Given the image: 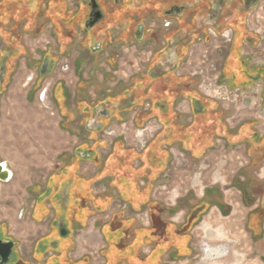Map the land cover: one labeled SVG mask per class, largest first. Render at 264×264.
Segmentation results:
<instances>
[{"label": "rangeland", "instance_id": "obj_1", "mask_svg": "<svg viewBox=\"0 0 264 264\" xmlns=\"http://www.w3.org/2000/svg\"><path fill=\"white\" fill-rule=\"evenodd\" d=\"M19 1L30 5L28 11L33 10V0ZM58 1L39 0V9L45 4L43 23L41 19L31 24L24 34L27 50L16 58V70L4 87V68L0 70V160L9 159L14 170V176L0 188V228L4 231L0 236L23 244L21 248L16 245L18 264H264V211L252 209L264 195V137L258 132L264 115L252 126L258 132L253 145L247 139L228 142L215 137L212 147L194 155L179 143L169 144L166 155L158 152L157 157L162 156L156 162L159 171L150 178L154 184L148 190L154 203L147 206L143 202L142 208L134 209L119 196L114 177L100 172L116 141L143 151L163 128L156 117H139L137 122L135 114L130 118L140 107L123 109L117 104L121 97L117 86L123 81L119 77L125 80L127 76L124 84H128L133 70L142 63L139 59L147 57L153 43L135 56L117 51L111 62L107 56H90L75 40H66L64 33L53 28L51 7ZM62 2L67 7L74 5V0ZM208 40L193 41L179 66L189 58L188 74L196 76V87L221 102L214 97V85L211 94H205L200 87L202 75L191 73L204 67L205 81L217 75V85L224 86L219 82L214 49L204 47L213 44L214 40ZM0 59L5 65L6 60ZM45 60L49 64L41 73ZM211 66L216 72L208 70ZM59 87L64 95L61 104L55 98ZM242 97L237 92L227 101L239 103ZM186 100H180L175 109L190 121L191 106L188 111L182 105ZM52 108L55 121L47 119ZM103 110L110 115L102 118L99 113ZM235 114L231 123L228 110L224 116L231 128L252 120L240 110ZM139 130L143 135H137ZM82 163L94 167L92 176L79 172ZM144 177L148 178L147 173L139 178L140 183ZM85 179H91L90 192ZM119 180H123L121 175ZM87 192L96 196L108 192L112 198L105 209L78 216L84 206L93 209ZM54 207L59 213L54 214ZM109 207L114 210L111 214L95 217L105 242L97 249L98 238L94 232H85L86 225ZM205 224L219 228L229 241L215 243L204 238ZM61 226L70 231L67 239L60 236ZM43 230L50 234L41 237ZM73 237H78L79 250H83L77 262L67 256L73 249ZM205 241L212 247L228 242L229 253L235 250L236 256L228 253L204 260Z\"/></svg>", "mask_w": 264, "mask_h": 264}, {"label": "flooded vegetation", "instance_id": "obj_2", "mask_svg": "<svg viewBox=\"0 0 264 264\" xmlns=\"http://www.w3.org/2000/svg\"><path fill=\"white\" fill-rule=\"evenodd\" d=\"M33 1L34 4H31L33 10L28 11L30 5L27 3L24 6L23 1L0 0L2 60H10L15 64L16 58H20L27 50L22 38L28 32L30 25L41 19L43 23L45 4L39 9L37 6L39 0ZM253 1L74 0V5L67 7L61 0L51 7L54 10L52 25L53 28H58L61 34L66 35V40H75L81 50L88 52V55L107 56L110 57V62L117 51L120 54L128 53L135 56L136 53L141 52V49L153 43L154 47L147 57L139 59L142 63L133 70L132 76L137 74V70L147 69L155 74L170 70L177 72L180 61L185 57L193 41L208 40L212 33L218 35L224 28H230L234 33V29L261 0H256L255 3ZM4 19L7 22H3ZM77 43L75 45L78 46ZM3 68L5 72L6 65H3ZM119 78L123 80L119 82L124 84L126 80L122 76ZM27 80L29 81L30 78ZM124 100L120 97L117 104L122 105ZM188 103L190 106L189 101ZM99 114L105 118L110 112L103 110ZM53 210L54 214L60 211L57 207ZM78 214L84 213L79 211ZM59 230L60 236L66 239L70 236L67 227L61 226ZM50 243L55 244L53 241ZM18 259L14 243L8 259L1 263L0 257V264H18Z\"/></svg>", "mask_w": 264, "mask_h": 264}, {"label": "trees", "instance_id": "obj_3", "mask_svg": "<svg viewBox=\"0 0 264 264\" xmlns=\"http://www.w3.org/2000/svg\"><path fill=\"white\" fill-rule=\"evenodd\" d=\"M5 65L7 69L3 75V87L9 82L10 76L15 70L14 62L11 63L7 60ZM197 82L196 76L177 74L176 70L159 74L151 73L148 70L132 76L128 84L117 86L118 97L121 96L125 99L122 104L123 109L133 110L140 107L136 109V122L139 117H156L163 124L162 130L143 151H137L116 141L103 161L100 174L114 177L113 185L118 189L119 196L122 200L131 202L134 209L142 208L143 202L147 206L154 203V200L149 196V190L154 184L150 178L152 174L156 175L159 171L156 162H159L161 157L167 154L166 149L169 144L179 143L194 155H200L207 148L212 147V140L215 137L226 138L228 142L247 139L249 145H253L258 137L257 130L252 127L255 120H245L236 127H229L224 119L226 110L219 101L202 94L196 87ZM55 98L59 100L60 104L64 100L61 87L56 90ZM182 99H187L190 102V121H186L183 114L175 109V105ZM158 152L162 154L161 157H157ZM73 160L75 159L73 158ZM145 173L148 178L144 177V182L140 183L139 178ZM120 175L123 180H119ZM90 183L91 179H87L88 192H90ZM76 186L75 183L74 187L76 188ZM87 196L93 209L84 206L83 209L81 208L84 210L82 211L84 214H78V216L85 217L94 210L105 209L112 198L108 192L100 196L88 193Z\"/></svg>", "mask_w": 264, "mask_h": 264}, {"label": "crops", "instance_id": "obj_4", "mask_svg": "<svg viewBox=\"0 0 264 264\" xmlns=\"http://www.w3.org/2000/svg\"><path fill=\"white\" fill-rule=\"evenodd\" d=\"M210 39L214 40L213 44L209 45L206 43V46L204 47L214 49V57L219 61V82L224 84V86H226L229 90L238 91L243 95L242 100L239 103L220 100L221 102L219 103L222 104V107L229 111L228 122L231 123V120L236 117L235 112L238 110H240L241 114L250 115L249 117H251L252 120L259 121V117L264 115V0L258 2L248 12L245 20L234 29V33L232 29L224 28V30L218 35L212 33ZM208 41L209 40H206V42ZM188 59L189 58H187L185 62L178 67L176 72L177 74L189 73L190 68ZM21 62L22 61H20V63ZM1 68H3V65L0 64V70ZM0 73H2V71H0ZM23 79H25V77L21 78V80ZM127 79L128 77L126 76L125 80ZM185 104L187 107H184L183 109L187 108L189 111V103L187 100L182 102L183 106ZM47 116L48 120H56L53 108ZM130 116V118H133L134 113ZM262 119L264 120V118ZM138 132L139 133L137 135H143V132L140 130ZM258 132L260 136L264 137V121L262 122V120L260 122ZM104 148L106 149L105 153H107L109 150V144H107ZM58 152L60 153V150ZM99 152L101 153L102 150L99 149ZM1 161L2 160H0V162ZM4 162L6 168L10 169V175L13 177L14 170L12 168V164H10V160L5 159ZM93 168L94 167L92 165L89 166L88 163H82L79 172L92 176L94 174ZM1 186L2 182L0 181V188ZM256 207L259 211H264V195L260 197L259 204L255 205L252 209ZM113 211V208L109 207L108 210L104 212L96 213L94 215V219H92L94 221H92L90 225H86L87 228L85 232H94L98 238L96 243L97 245H94V248L99 249L105 246L101 228H98L95 225V217L104 216V213L111 214ZM44 232L45 230L41 232V237L45 235L48 236L50 234L49 231L43 234ZM2 234H4V231L0 228V235ZM9 234H12V232H9ZM0 239H2L1 236ZM77 239L78 237L76 239L73 237V249L67 255L68 258L73 259L76 262L81 259L83 254V250H79L80 247L77 244ZM2 240L8 241L9 239ZM16 245L21 248L23 244H18L17 242L15 243V246ZM36 246L40 247V244L38 243ZM16 250L18 257H20L17 247ZM89 264H92V262H89Z\"/></svg>", "mask_w": 264, "mask_h": 264}, {"label": "bare ground", "instance_id": "obj_5", "mask_svg": "<svg viewBox=\"0 0 264 264\" xmlns=\"http://www.w3.org/2000/svg\"><path fill=\"white\" fill-rule=\"evenodd\" d=\"M42 97H44L43 94H42ZM137 138H141V137L137 136ZM4 168H6L5 163H4ZM202 228L206 234L204 236V238H207V240L208 239L213 240L215 243L218 240L219 241H227L228 240L227 237L225 236V234L217 227L213 228V227L206 225L205 227L203 226ZM204 243L206 244L205 245L206 247L204 249L206 251L204 260H209V258L213 259V256L221 257L222 255L229 253V243L228 242H223L221 244H215L216 246L214 245V247H212V245L210 246V244H208V242H206V241ZM233 249H235V248H233ZM234 253H235V250L234 251L232 250V252L229 254L235 255ZM207 263H209V262H207ZM212 264H214V263L212 262ZM218 264H221V263H218Z\"/></svg>", "mask_w": 264, "mask_h": 264}, {"label": "built area", "instance_id": "obj_6", "mask_svg": "<svg viewBox=\"0 0 264 264\" xmlns=\"http://www.w3.org/2000/svg\"><path fill=\"white\" fill-rule=\"evenodd\" d=\"M204 67H200L194 71H191V73L193 74H201L203 77V84L200 86L202 91L205 94H211V87L214 85L215 86V96L218 99L221 100H228L230 99L232 96H235L236 93L238 91H231L228 88H226V86H222V85H217V75L214 76L213 80H209V81H205L206 77H205V72H204ZM208 69V68H207ZM210 72H216L217 68L215 66H211L210 69H208ZM218 73V71H217Z\"/></svg>", "mask_w": 264, "mask_h": 264}, {"label": "water", "instance_id": "obj_7", "mask_svg": "<svg viewBox=\"0 0 264 264\" xmlns=\"http://www.w3.org/2000/svg\"><path fill=\"white\" fill-rule=\"evenodd\" d=\"M255 2H256V0L253 1V3H255ZM47 64H48V60H45L43 66H42V69H41V73L45 72ZM97 126H99V124ZM4 163H5L4 161L0 162V181L1 182H7L11 178L10 170L8 168H4ZM13 244H14L13 240L3 241L2 239H0L1 263H3L4 261H6L8 259ZM5 256L7 258H5Z\"/></svg>", "mask_w": 264, "mask_h": 264}]
</instances>
